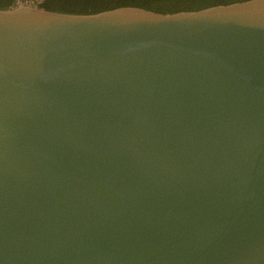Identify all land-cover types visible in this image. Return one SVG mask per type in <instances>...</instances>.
Here are the masks:
<instances>
[{
	"label": "water",
	"instance_id": "obj_1",
	"mask_svg": "<svg viewBox=\"0 0 264 264\" xmlns=\"http://www.w3.org/2000/svg\"><path fill=\"white\" fill-rule=\"evenodd\" d=\"M0 264H264V0L0 11Z\"/></svg>",
	"mask_w": 264,
	"mask_h": 264
},
{
	"label": "trees",
	"instance_id": "obj_2",
	"mask_svg": "<svg viewBox=\"0 0 264 264\" xmlns=\"http://www.w3.org/2000/svg\"><path fill=\"white\" fill-rule=\"evenodd\" d=\"M248 0H44L43 11L65 15H94L118 8H138L159 14L196 12ZM12 0H0V10L8 9Z\"/></svg>",
	"mask_w": 264,
	"mask_h": 264
},
{
	"label": "built area",
	"instance_id": "obj_3",
	"mask_svg": "<svg viewBox=\"0 0 264 264\" xmlns=\"http://www.w3.org/2000/svg\"><path fill=\"white\" fill-rule=\"evenodd\" d=\"M13 4L8 8L0 11H11L21 7H28L36 10H41L39 6L43 3L44 0H12Z\"/></svg>",
	"mask_w": 264,
	"mask_h": 264
}]
</instances>
